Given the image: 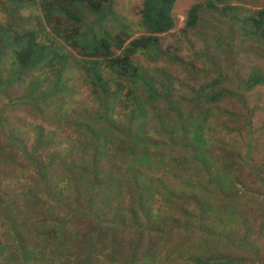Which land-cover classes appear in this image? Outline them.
Instances as JSON below:
<instances>
[{
  "label": "trees",
  "instance_id": "trees-1",
  "mask_svg": "<svg viewBox=\"0 0 264 264\" xmlns=\"http://www.w3.org/2000/svg\"><path fill=\"white\" fill-rule=\"evenodd\" d=\"M115 1L0 0V95L19 85L20 103L42 114L65 103L75 72L92 104L80 103L79 118L57 113L77 116L62 153L53 132L38 128L25 146L0 117V264H157L165 249L182 264H246L230 252L255 254L246 234L234 242L236 224L247 223L225 206L239 190L228 173L240 163L264 197V161L238 159L220 133L238 113L220 106L263 86L264 72L231 79L217 53L236 35L262 55L264 7L196 1L181 32L195 31L201 47L180 63L157 44L175 26L176 0H140L135 24L115 15ZM168 61L203 81L177 80Z\"/></svg>",
  "mask_w": 264,
  "mask_h": 264
},
{
  "label": "rangeland",
  "instance_id": "rangeland-1",
  "mask_svg": "<svg viewBox=\"0 0 264 264\" xmlns=\"http://www.w3.org/2000/svg\"><path fill=\"white\" fill-rule=\"evenodd\" d=\"M200 2V0H176L172 9V15L175 18V26L172 30L161 34L157 38V44L160 49L164 51L166 55H174L178 58L180 63H186L188 60H192V54L199 50L201 47V40L195 31H191L188 34H183V21L184 14L190 5ZM231 4L234 0H230ZM243 6L250 10L264 7V0H246ZM140 0H116L114 6V12L116 16L121 19H125L127 22L135 24L138 19L137 10L139 8ZM222 28H226L223 26ZM141 29H136L134 26L133 35L140 34ZM187 33V32H186ZM234 35L233 42L230 47H226V51H220L217 53L218 60L221 62L220 72L228 76L229 78H244L249 72V69L255 67L260 68L264 72V53L259 57L247 53L253 47L248 41H242ZM240 49L245 50L239 51ZM136 62L141 61L137 60ZM169 62V61H168ZM180 63L169 62L166 68L169 69L171 75L175 76L177 80L185 82V84H196L203 81L200 77L196 78L185 75V68ZM198 67L202 65V61L198 60ZM78 74L73 72L68 76L67 86L70 91L65 96V103H61L56 108L44 111L39 114L28 107L23 105L17 99L22 94V88L14 86L9 88L4 96L0 95V112L4 119L3 127L7 133L11 134L14 138L19 139L21 144L30 146L33 143L35 134L38 128L42 131H51L54 134L53 145L58 144L57 152L62 153V150L69 152V135L68 125L74 122L75 118L80 115V103L84 102L88 107H91L90 101H88V91L78 81ZM229 85L228 83H225ZM183 92V91H181ZM185 93V92H183ZM180 96L182 94L177 93ZM188 95V93H187ZM239 103L237 101L223 103L221 108H228L230 111L238 113L235 118L230 119L227 124L222 125L220 133H227L232 139H234L235 150L240 158L247 161L250 164L261 166L264 161V85L255 87L252 90L245 93H238ZM239 104V105H238ZM64 108L75 110L77 116L69 115L67 121L63 118L59 119L57 113H61ZM65 121L64 124L58 122ZM1 127V126H0ZM5 136L0 131V143L5 141ZM250 147L249 153H246V146ZM58 156V155H57ZM246 156V157H245ZM233 180L235 176L238 177L239 182L234 186V190H239L234 194L235 198L233 202H225V206L229 207L228 212L232 214H240L246 221L247 225L236 224V239L234 242L240 241L242 234H246L249 242L252 245V249L255 251L254 256L243 252L246 247H231L230 252L235 256H244L247 258L246 264H264V197L262 196L263 189L259 185L258 180H255L251 174L244 171L241 164L232 165L231 172L228 173ZM7 176L5 178H10ZM241 177V178H240ZM261 180L264 179V171L260 175ZM21 180V178H20ZM14 182L21 184L19 181ZM241 181V183H240ZM7 183V182H4ZM2 189L4 188V184ZM16 184V185H19ZM9 186L13 191L19 189L20 186ZM242 192V193H241ZM241 193V194H238ZM218 200H215V204ZM229 202L231 203L230 205ZM156 207V205L154 206ZM180 231V229L178 230ZM249 235V236H248ZM233 239V238H231ZM165 250H159L157 264H182V262L171 261L172 255L165 252ZM169 256V257H168ZM168 257V259L166 258Z\"/></svg>",
  "mask_w": 264,
  "mask_h": 264
}]
</instances>
